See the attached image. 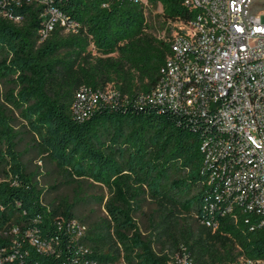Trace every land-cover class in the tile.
I'll return each instance as SVG.
<instances>
[{"label": "trees", "instance_id": "16d2710c", "mask_svg": "<svg viewBox=\"0 0 264 264\" xmlns=\"http://www.w3.org/2000/svg\"><path fill=\"white\" fill-rule=\"evenodd\" d=\"M149 2L161 4L166 22L176 24L166 39L148 32V5L137 0H0L5 261L13 254L12 264H177L174 255L183 249L195 264L264 260L261 217L240 203L230 205L224 196L230 164L207 161L202 148L222 135L215 113L206 119L150 102L173 53L171 39L184 31L177 23L195 20L199 10L184 0ZM51 7L77 29L57 25L43 38ZM109 84L115 95L104 98ZM81 93L97 94L95 105L88 109ZM15 110L24 119L20 127ZM28 154L54 165L74 193L51 196L61 182L43 185L38 176L44 174L31 167ZM93 184L108 191L105 202L104 195L97 199L109 216L97 221L78 213ZM148 203L155 209L145 211ZM141 213L151 219L145 232ZM73 220L88 223L85 235L69 229ZM29 230L52 251L32 245Z\"/></svg>", "mask_w": 264, "mask_h": 264}, {"label": "built area", "instance_id": "2783aa9c", "mask_svg": "<svg viewBox=\"0 0 264 264\" xmlns=\"http://www.w3.org/2000/svg\"><path fill=\"white\" fill-rule=\"evenodd\" d=\"M245 1L184 0L186 6L199 13L189 23H177L184 31L171 39L173 53L166 60L163 77L150 102L206 119L215 113L222 135L203 145L207 161L226 159L230 165L225 166L224 196L230 205L240 203L245 209L256 211L264 225V10L252 9L255 0ZM244 2L248 27L242 16ZM2 13L13 18L8 12ZM46 13L49 17L43 38L57 25L66 31L77 29L78 24L69 22L59 8L51 7ZM14 20L20 23L23 18ZM107 95L101 96L111 98ZM79 97L88 103V109L98 99L97 94L81 93ZM76 109L80 111V107ZM68 226L78 238L88 230L78 220ZM27 236L38 250L52 251L51 243L34 231L29 230ZM14 258L13 254L8 255L7 264H12ZM6 261L0 255V264ZM174 261L195 264L185 249L174 255ZM244 264H264V260L247 259Z\"/></svg>", "mask_w": 264, "mask_h": 264}, {"label": "rangeland", "instance_id": "374dc122", "mask_svg": "<svg viewBox=\"0 0 264 264\" xmlns=\"http://www.w3.org/2000/svg\"><path fill=\"white\" fill-rule=\"evenodd\" d=\"M252 9L254 11H263L264 10V0H255L252 4ZM147 21H148V32L152 33L153 35L157 36L158 38L166 39L171 34L175 33L176 31V24L175 23H169L166 22L164 16H163V7L161 4L155 5V4H148L147 11H146ZM116 87L113 84H109L106 88V92L108 93L109 97H112L114 95ZM16 116L19 118V125L18 127L23 125L24 119L20 115V112L18 110H15ZM26 139L20 147L24 149L27 145ZM34 154H28L26 155V160L30 161V165L32 168L39 169L40 173H43L44 175L38 176V179L41 181L43 185H51L53 183H60L59 187L52 191L50 193L51 196H61L64 194H73L74 192L71 190L69 186L62 183V177L60 176L59 172L54 169V165L50 164L46 160H43L41 157H34ZM0 179H6L4 176L0 175ZM84 195H88V199L86 204H80L78 206V213L81 216H87L88 219L91 221L99 220L101 218H106L109 216V212L105 207V204H100L98 202L97 197H100L101 195L105 196L104 202L108 199V191L105 186H102L101 184H93L86 186V190L84 192ZM95 199V200H94ZM156 205L153 203H148L144 210L147 212H150L153 209H155ZM158 218V216H156ZM137 220L139 221L140 226L142 227V230L145 232L147 229H149L151 224L150 215L140 214L137 217ZM80 221V220H78ZM86 225L88 228V223L82 222ZM170 244L167 243L166 245V251L173 253L171 251V248L169 246ZM160 245H157V248H159ZM114 264H125L124 260H120Z\"/></svg>", "mask_w": 264, "mask_h": 264}, {"label": "water", "instance_id": "95a60500", "mask_svg": "<svg viewBox=\"0 0 264 264\" xmlns=\"http://www.w3.org/2000/svg\"><path fill=\"white\" fill-rule=\"evenodd\" d=\"M246 1H247V0H246ZM246 1H245V2H246ZM245 2L242 4V16H243V18H244V21H245L247 27H248V24H247L246 19H245V17H244V11H245V8H244L245 6H244V5H245Z\"/></svg>", "mask_w": 264, "mask_h": 264}]
</instances>
